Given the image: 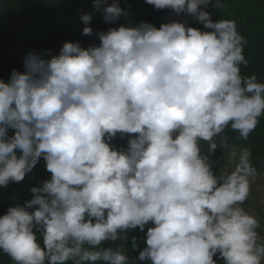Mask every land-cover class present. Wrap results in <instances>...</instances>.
<instances>
[{"label":"clouds","instance_id":"1","mask_svg":"<svg viewBox=\"0 0 264 264\" xmlns=\"http://www.w3.org/2000/svg\"><path fill=\"white\" fill-rule=\"evenodd\" d=\"M187 22L141 21L29 53L0 79V187L43 159L50 178L0 215V253L12 264H130L111 246L144 233L132 264H264L260 222L243 205L259 175L248 150L232 171L210 153L229 127L247 139L264 116V82L242 75L247 44L235 20L213 21L222 0H145ZM108 24L127 16L93 0ZM92 14L80 19L83 35ZM119 136L126 146H116ZM207 143L205 153L202 145Z\"/></svg>","mask_w":264,"mask_h":264},{"label":"trees","instance_id":"2","mask_svg":"<svg viewBox=\"0 0 264 264\" xmlns=\"http://www.w3.org/2000/svg\"><path fill=\"white\" fill-rule=\"evenodd\" d=\"M127 12L115 24L103 25L100 12H93V0H0V79L8 80L13 69L23 71V60L29 53L42 54L50 59L58 55L65 42H79L84 48L99 44L98 33L109 27H119L123 24L136 25L141 21L149 22L159 27L164 22H187L189 26L203 29V25L195 22L188 14H175L171 10H156L145 3V0H113ZM224 7L216 9L211 5L207 11L213 21L218 19L235 20L237 29L245 38L247 44L244 55L248 64L241 65V73L245 76L255 74L257 80L264 82V0H222ZM92 14L89 27L91 35H83L85 27L80 17ZM216 138L217 148L208 154L207 143L202 147L209 155V161L214 169L221 170L222 145L232 146L238 153L243 150L250 152L253 167L264 171V116L259 120L256 129L245 140L230 127ZM220 139V142L218 141ZM116 146H126V139L119 136L113 141ZM50 178L45 162L41 159L28 173L22 182H10L7 187H0V215L6 213L9 206L23 203L32 197L31 188L39 187ZM136 238L138 248L144 246V233L138 229L130 230L126 236L111 246L119 247L128 256L130 264L135 260L138 251L133 248V238ZM0 264H12L10 258L0 253ZM144 264V262H138ZM220 264V262H218Z\"/></svg>","mask_w":264,"mask_h":264},{"label":"rangeland","instance_id":"3","mask_svg":"<svg viewBox=\"0 0 264 264\" xmlns=\"http://www.w3.org/2000/svg\"><path fill=\"white\" fill-rule=\"evenodd\" d=\"M222 161H221V166L224 171H232L235 168V163L236 161L230 159V152L234 149L232 146L228 144H223L222 147ZM257 172L259 175L252 181V192L255 193V197L259 198L264 195V171L260 170L259 168L256 167ZM255 198V199H256ZM243 207H247V211L251 212V214L255 215L260 221V215H264V210H262L260 207L256 205L254 202H249V199L245 202V205ZM264 223V222H263Z\"/></svg>","mask_w":264,"mask_h":264},{"label":"built area","instance_id":"4","mask_svg":"<svg viewBox=\"0 0 264 264\" xmlns=\"http://www.w3.org/2000/svg\"><path fill=\"white\" fill-rule=\"evenodd\" d=\"M219 139V138H218ZM220 142V139L218 140ZM255 197V193H253L252 191L250 192V195H249V202H254L256 203V205L258 207H260L262 210H264V195L259 197V198H256ZM251 213V212H250ZM258 232H260L262 235H264V223L260 224V228L257 229Z\"/></svg>","mask_w":264,"mask_h":264},{"label":"crops","instance_id":"5","mask_svg":"<svg viewBox=\"0 0 264 264\" xmlns=\"http://www.w3.org/2000/svg\"><path fill=\"white\" fill-rule=\"evenodd\" d=\"M222 156H223V154H222ZM221 170L224 172V170H223V168H222V166H221ZM245 205V204H244ZM245 209H248L247 207H244ZM260 221H261V223L260 224H262L263 222H264V215H260Z\"/></svg>","mask_w":264,"mask_h":264},{"label":"water","instance_id":"6","mask_svg":"<svg viewBox=\"0 0 264 264\" xmlns=\"http://www.w3.org/2000/svg\"><path fill=\"white\" fill-rule=\"evenodd\" d=\"M107 2L109 3V4H111V3H113L114 1L113 0H107ZM107 22H105L104 20H103V25H104V27L105 28H107Z\"/></svg>","mask_w":264,"mask_h":264}]
</instances>
